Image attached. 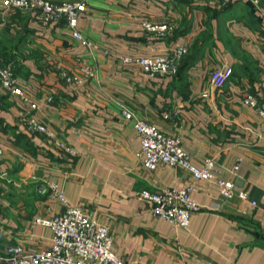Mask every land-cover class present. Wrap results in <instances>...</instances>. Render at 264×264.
Instances as JSON below:
<instances>
[{
	"label": "crops",
	"instance_id": "obj_1",
	"mask_svg": "<svg viewBox=\"0 0 264 264\" xmlns=\"http://www.w3.org/2000/svg\"><path fill=\"white\" fill-rule=\"evenodd\" d=\"M85 1L77 28L90 46L62 21L44 26L35 12L0 9V62L16 68L37 105L32 116L53 133L27 131L26 106L0 90V176L8 183L0 193V253L7 244H51V230L30 223L63 210L48 188L53 182L71 205L109 227L111 249L126 264H264V117L243 101L251 94L264 109V18L246 0ZM163 23L173 29L146 28ZM181 45L187 52L172 76H151L124 60ZM227 64L232 75L215 88L210 74ZM73 76L79 81L67 79ZM123 110L178 137L194 164L214 158L218 176L248 199H225L198 181L192 197L202 209L187 228L155 216L137 192L192 179L176 166L145 170Z\"/></svg>",
	"mask_w": 264,
	"mask_h": 264
},
{
	"label": "built area",
	"instance_id": "obj_2",
	"mask_svg": "<svg viewBox=\"0 0 264 264\" xmlns=\"http://www.w3.org/2000/svg\"><path fill=\"white\" fill-rule=\"evenodd\" d=\"M225 2L229 0H224ZM250 2L260 17L264 18V0H246ZM87 8L85 0L53 2L51 0H0V9L4 12L22 10L35 12L41 25L62 21L71 31L73 37L82 40L87 46L94 45L84 39L77 28L79 18ZM146 28L157 33H165L173 29L172 24H146ZM185 46H177L170 52L156 56L126 57L127 62L138 64L144 72L154 76H172L176 74L178 62L186 54ZM90 71L87 67L82 70ZM232 66L222 65L210 74V83L220 88L232 75ZM78 82L76 76L67 78ZM0 90L19 98L27 109L24 110V125L30 133L43 134L47 138L53 133L31 114L37 107L19 83L10 64H0ZM244 103L255 107L258 114L264 117V109L257 105L251 94H246ZM173 112L171 115H175ZM125 119L131 120L140 140L138 157L145 170L153 171L159 164L176 166L187 172L191 181L182 187H163L154 190L141 189L137 196L149 204L151 212L165 219L172 228L185 229L190 223L193 213L202 208L193 199L196 182L205 181L217 187L219 194L225 199L237 196L246 201L247 192L238 189L234 182L218 176V168L214 158L205 157L200 165L192 162L191 156L183 150L176 136L168 135L156 125L144 118L135 117L130 111L123 110ZM63 149L73 155L69 146ZM4 149L0 145V156ZM236 168V167H235ZM51 194L62 204L63 210L46 216H37L31 220L30 226L41 225L51 230V244L48 247L31 250L21 243L7 244L0 253L3 264H126L111 249L113 236L109 227L92 217L80 206L71 205L61 188L51 182L48 185ZM256 206V202H251ZM264 210V208H263Z\"/></svg>",
	"mask_w": 264,
	"mask_h": 264
},
{
	"label": "trees",
	"instance_id": "obj_3",
	"mask_svg": "<svg viewBox=\"0 0 264 264\" xmlns=\"http://www.w3.org/2000/svg\"><path fill=\"white\" fill-rule=\"evenodd\" d=\"M244 5L247 7V10H250V11H252V6L249 4V2L247 3H244ZM234 8V4L233 3H231L230 5H228V6H226L224 9H222L221 10V12H225V11H231L232 9ZM255 21V20H254ZM0 64H7V63H3V62H0ZM16 69V68H15ZM14 69V74H16V71L17 70H15Z\"/></svg>",
	"mask_w": 264,
	"mask_h": 264
},
{
	"label": "rangeland",
	"instance_id": "obj_4",
	"mask_svg": "<svg viewBox=\"0 0 264 264\" xmlns=\"http://www.w3.org/2000/svg\"><path fill=\"white\" fill-rule=\"evenodd\" d=\"M5 180H6L5 176L4 177L0 176V193H4V192H2L3 188L8 186V183H5ZM2 214H4V212L0 211V215H2Z\"/></svg>",
	"mask_w": 264,
	"mask_h": 264
}]
</instances>
